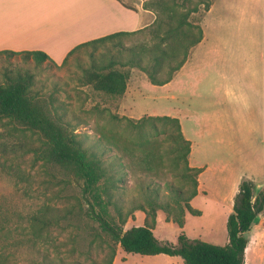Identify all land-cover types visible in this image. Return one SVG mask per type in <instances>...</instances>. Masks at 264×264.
Returning a JSON list of instances; mask_svg holds the SVG:
<instances>
[{
    "label": "rangeland",
    "instance_id": "obj_1",
    "mask_svg": "<svg viewBox=\"0 0 264 264\" xmlns=\"http://www.w3.org/2000/svg\"><path fill=\"white\" fill-rule=\"evenodd\" d=\"M125 1L137 9L153 11L157 15L155 9L145 6L150 0ZM213 1L179 0L176 8H190V20L202 26L207 4ZM217 13L215 20H210L214 30L217 31L214 22L218 16H229L232 24L223 34L235 42L237 31L231 9L225 7L220 14L218 10ZM261 18H264V9ZM243 27L245 32H249L250 29L254 31L256 25L244 23ZM144 31L123 37L124 43L134 45L148 34V30ZM244 36L246 40L250 39V33ZM112 44L107 41L95 51L92 47L81 48L65 63L55 60L56 64L49 61L38 64L20 55H2L0 81L6 72L31 71L36 75L35 88L40 94L52 96L65 120L75 125L76 132L86 141L88 148L102 154L109 170L121 172L123 181L116 188V198L123 207L124 216L138 204L147 206L146 192L149 188L151 191L160 189L161 201H173L174 194L170 188L182 186L189 189L191 181L176 176L167 162L162 178L142 171L134 172L129 157L112 143L126 145L130 140H138V130L132 124L143 117H178L185 136L191 140L190 163L203 169L198 181L199 189L204 192L192 200L193 206L202 213L193 215L186 212L185 224L180 226L169 219L165 211L159 210L155 235L164 242L177 243L179 234L185 232L191 238L227 244L228 215L232 212L241 181L245 178L254 180L256 192L262 187L259 184H264V113L257 109L260 99L257 86L254 87L256 75L252 73L243 78L239 107H235L234 93L226 94L222 86L219 90V85H206L207 82L202 81L204 65L201 54L194 55L191 63L189 57L186 65L175 75L174 83L169 85L153 84L144 71L132 68L124 95L113 96L82 81L83 69L92 62L91 53L94 51L95 56H100L109 48L115 50ZM216 54L214 51L211 56ZM229 54H234V47ZM214 68L217 72V65ZM154 126L162 127L163 122L147 119L144 129L154 133ZM165 129L171 131L173 127ZM151 138L150 146L157 147L164 141L165 133H154ZM43 144L37 134L26 131L22 126L0 122V264H109L114 249V264H185L180 256L126 252L87 213L89 200L74 180L39 153L30 150ZM43 204L57 205L63 211L72 209L74 217L47 228L42 238L35 241L30 218ZM109 210L112 217L120 221L117 210L113 206H109ZM145 223L146 212L135 209L123 228L127 230ZM261 226L264 227V222ZM246 264H264V238L259 240L253 232Z\"/></svg>",
    "mask_w": 264,
    "mask_h": 264
},
{
    "label": "trees",
    "instance_id": "obj_2",
    "mask_svg": "<svg viewBox=\"0 0 264 264\" xmlns=\"http://www.w3.org/2000/svg\"><path fill=\"white\" fill-rule=\"evenodd\" d=\"M120 1L129 8L137 9L125 0ZM178 3L179 0L147 1L146 8L157 12L153 23L137 31H118L82 42L68 53L63 62L81 48L92 47L95 51L100 45L110 41L115 50L109 48L100 56H95L94 51L91 53L92 62L83 69L82 74L85 84H91L95 89L113 96L124 95L131 70L135 67L144 71L153 84L169 83L204 37L203 27L190 20V8L177 9ZM212 3L207 4V9ZM144 30H148V34L134 45L127 46L124 43L123 37L145 32ZM2 55H20L25 60L33 59L38 64L46 61L57 63L43 50L7 49L0 51V56ZM35 84L36 75L31 71L5 73V78L0 81V122L20 125L43 140L42 147L30 150L39 153L47 162L60 168L74 180L89 200L87 213L126 252L180 256L185 264H246L250 241L248 232L257 222L259 214L264 213V184L256 192L254 180L245 178L241 181L234 198L233 211L227 220V244L191 238L185 232L179 234L177 243L164 242L154 232L159 210L165 211L167 217L180 226L185 224L186 212L193 215L202 213L193 206L192 200L199 194L198 176L203 169L190 163L192 144L185 136L179 118L171 115L143 117L132 124L138 130V140H130L126 145L112 143L116 144L115 147L124 156L129 157L134 172L142 171L162 178L163 169H166L168 163L176 176L191 181L189 189L182 186L170 188L174 194L173 201H161L160 189L151 191L149 188L146 192L147 206L144 203L138 204L124 216L123 207L116 198V188L123 181L121 172L109 170L102 154L91 151L86 141L79 137L75 125L65 120L64 114L55 105L54 98L40 94ZM147 119L163 122L162 127L154 126L156 135L165 133L164 141L154 148L150 146L154 133L144 129ZM168 126H172L173 130L165 129ZM97 205L100 206L99 209ZM109 206L117 210L120 221L112 217ZM135 209L146 212V223L125 230L123 226ZM73 217L72 209L63 211L57 205L43 204L30 218L34 240L42 238L47 228L61 225L63 221ZM115 256L116 249L109 258V264H114Z\"/></svg>",
    "mask_w": 264,
    "mask_h": 264
},
{
    "label": "crops",
    "instance_id": "obj_3",
    "mask_svg": "<svg viewBox=\"0 0 264 264\" xmlns=\"http://www.w3.org/2000/svg\"><path fill=\"white\" fill-rule=\"evenodd\" d=\"M225 7L231 9L237 31L233 43L223 34L232 24L229 16H218V21L214 22L217 31L210 23L215 20L217 10L220 14ZM263 9L264 0H214L203 17L204 37L192 51L190 63L194 55L201 54L202 81H206V85L222 86L226 94L234 93L235 107L241 105L243 78L252 73L256 75L254 87L257 86L260 99L257 109L264 113ZM155 18L153 11L135 10L120 0H0V51L43 50L60 62L82 42L118 31H137L153 23ZM244 23H255L254 31L245 32ZM248 33L250 39L246 40L244 35ZM233 47L234 54L230 55ZM214 51L217 54L211 56ZM214 65H217V72ZM174 81L175 78L165 85ZM202 192L200 188L199 194ZM257 222L248 234L251 237L253 232L260 240L264 238V227L261 226L264 213L259 214Z\"/></svg>",
    "mask_w": 264,
    "mask_h": 264
},
{
    "label": "bare ground",
    "instance_id": "obj_4",
    "mask_svg": "<svg viewBox=\"0 0 264 264\" xmlns=\"http://www.w3.org/2000/svg\"><path fill=\"white\" fill-rule=\"evenodd\" d=\"M232 206V205H231ZM259 253V252H258Z\"/></svg>",
    "mask_w": 264,
    "mask_h": 264
}]
</instances>
